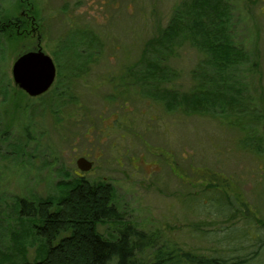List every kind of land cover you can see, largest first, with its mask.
<instances>
[{
  "label": "rangeland",
  "instance_id": "rangeland-1",
  "mask_svg": "<svg viewBox=\"0 0 264 264\" xmlns=\"http://www.w3.org/2000/svg\"><path fill=\"white\" fill-rule=\"evenodd\" d=\"M180 1L0 0V15L18 17L25 9L35 16L41 48L60 64L66 91L53 102L52 89L40 98L11 89L14 58L37 38L0 37V264H8L6 257L13 264L31 262L41 251L29 221L18 218L17 200L57 197L80 177L81 157L92 163L81 178L112 186L124 221L159 242L264 264V144L260 155L242 147L248 134L253 145L258 136L264 140V0H232L239 40L251 52L250 63H258L233 90L231 73H225L229 91L254 99L256 116L245 131L233 122L249 118L246 100L238 103L243 112L237 115L233 107L224 118L221 110L216 116L194 114L168 109L142 93L135 79L120 77L131 66L142 70L141 44L166 25ZM80 39L94 43L86 46L89 59L82 62L73 47ZM193 45L174 42L164 68L171 74L164 87L179 96L193 92L192 74L202 73L206 55ZM80 63L83 74L70 83L65 76ZM6 87L8 96L2 93ZM114 225L98 231L111 234Z\"/></svg>",
  "mask_w": 264,
  "mask_h": 264
},
{
  "label": "trees",
  "instance_id": "trees-1",
  "mask_svg": "<svg viewBox=\"0 0 264 264\" xmlns=\"http://www.w3.org/2000/svg\"><path fill=\"white\" fill-rule=\"evenodd\" d=\"M18 4L20 8L21 3ZM235 12L232 0H181L174 6L166 25L162 29L157 27L154 38L141 44V56L137 65L142 70L135 72L130 70L133 68L131 66L126 68V72H121L120 77L123 80L135 79L136 84L142 85L141 88L144 87L142 93L146 92L150 98L157 99L153 101L162 103L166 108L178 107L194 114L216 116V112L221 110L224 118L226 110L233 107L237 115L243 112L242 108L238 110V103L241 104L246 100L249 118L243 121L237 120L233 125L238 126L241 131L250 130L251 121L248 120L256 116V107L250 109L254 104L253 97L249 95L246 98L241 92L236 91L235 94L229 91L230 86L226 81L224 82L226 74L230 72L229 80L232 82L233 90L235 85H239L236 83L243 82L242 79L258 67L257 61L250 63V57L247 58L250 51L246 50L239 40L240 34L236 30L239 17ZM19 20L7 13L0 15V37L16 33L18 37L23 36L27 27L25 20H22L18 31H14ZM180 39L193 43L197 52L206 56L200 68L202 73L195 71L192 74L197 84L196 88L192 89L191 93L179 96L175 90L164 87L171 81V74L165 72L164 68L167 58L172 54L174 42ZM84 41L86 39H80L73 45L78 62L89 59L86 46L88 43L94 45L90 39L89 42ZM23 49L20 52L31 50ZM55 65L57 76L51 88L53 102L56 97L60 98L66 93L59 81L62 76L60 64L55 62ZM76 67H80L76 73H71L70 77L65 76L70 83L73 78L83 74L81 63ZM245 71L250 73L246 74ZM3 82L4 79H1L0 83ZM6 83L10 88V82L6 80ZM221 84L223 86H219ZM12 86L11 89H16L14 85ZM8 87L2 90L5 96H8ZM240 89L244 91L243 88ZM164 96H168L169 100L164 101ZM25 139L27 140V134ZM244 139L246 143H243V149L252 151L256 155L263 153L264 140L261 136H258L259 142L256 145L251 143L249 134ZM113 194V187L107 183L89 182L77 178L67 183L57 197H48L47 200L39 201L18 199L16 202L18 218L29 221L34 236L41 242V251L35 259L28 262L22 258L23 261L19 264L242 263L228 260L221 255L209 257L185 252L174 243L159 242L154 235L147 234L133 223L124 221L122 213L114 205ZM111 223L115 224L111 234H102L98 231V226ZM9 260L7 257L4 259L5 263L13 264Z\"/></svg>",
  "mask_w": 264,
  "mask_h": 264
},
{
  "label": "water",
  "instance_id": "water-1",
  "mask_svg": "<svg viewBox=\"0 0 264 264\" xmlns=\"http://www.w3.org/2000/svg\"><path fill=\"white\" fill-rule=\"evenodd\" d=\"M10 75L14 87L30 98H38L52 88L56 66L52 58L42 50L40 35L33 49L22 51L14 58ZM76 165L80 177L91 169V162L83 157L77 159Z\"/></svg>",
  "mask_w": 264,
  "mask_h": 264
},
{
  "label": "flooded vegetation",
  "instance_id": "flooded-vegetation-1",
  "mask_svg": "<svg viewBox=\"0 0 264 264\" xmlns=\"http://www.w3.org/2000/svg\"><path fill=\"white\" fill-rule=\"evenodd\" d=\"M17 18H19L20 20L18 21V25H16V27H15V30H14L15 32L18 31L22 20H25L26 26L28 27L27 28L28 30L26 29L24 34L26 36L28 35V36L35 37V38H37L39 36V33H36V30H35V28L39 25L35 22V16H31L30 12L28 10H25V9L21 10L19 13V16ZM33 48H34V45L30 49H33ZM24 49H26V48H24ZM81 177H79V178H81Z\"/></svg>",
  "mask_w": 264,
  "mask_h": 264
}]
</instances>
